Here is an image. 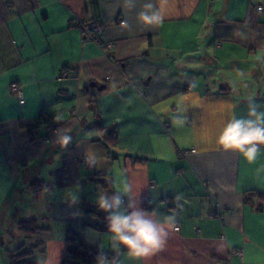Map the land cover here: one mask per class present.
Listing matches in <instances>:
<instances>
[{
  "label": "crops",
  "instance_id": "obj_1",
  "mask_svg": "<svg viewBox=\"0 0 264 264\" xmlns=\"http://www.w3.org/2000/svg\"><path fill=\"white\" fill-rule=\"evenodd\" d=\"M146 2L0 0V264L19 245L39 264H60L66 227L107 223L84 210L125 178L139 207L174 216L179 229L163 250L134 259L112 249L109 231L83 228L88 244L114 255L108 264H220L239 247L231 264H264V146L249 162L216 143L250 99L264 110V10L254 13L264 0H150L164 16L150 27L138 20ZM82 19L103 23L111 57L83 41ZM42 110L72 135L66 149L53 132L43 140L44 125L34 136L22 126ZM89 148L104 177L77 163ZM77 183L72 204L66 190ZM247 190L262 195L246 201ZM31 219L44 231L19 229Z\"/></svg>",
  "mask_w": 264,
  "mask_h": 264
},
{
  "label": "clouds",
  "instance_id": "obj_2",
  "mask_svg": "<svg viewBox=\"0 0 264 264\" xmlns=\"http://www.w3.org/2000/svg\"><path fill=\"white\" fill-rule=\"evenodd\" d=\"M129 8H135L136 0H124ZM138 20L144 26L159 25L164 16L156 4L146 2L143 10L138 13ZM59 114L54 120H60ZM55 142L66 149L73 137L68 130L57 128L53 131ZM216 143L225 151L238 153L245 160L254 162L259 154L260 147L264 146V110L260 105L250 99L246 117L233 116L221 129ZM102 158L97 156L92 149H86L84 163L90 168L100 165ZM80 184H75L66 190L69 203L78 202ZM127 198V203H125ZM96 204L100 210L106 213L107 228L110 235L111 247L119 252L121 249L127 256L140 259L154 255L164 249L167 244L170 230L175 228V217L168 215L163 220L136 203L133 184L126 178L122 179L116 190L109 195L100 191L96 198ZM98 264H108V258L101 251L97 257Z\"/></svg>",
  "mask_w": 264,
  "mask_h": 264
},
{
  "label": "trees",
  "instance_id": "obj_3",
  "mask_svg": "<svg viewBox=\"0 0 264 264\" xmlns=\"http://www.w3.org/2000/svg\"><path fill=\"white\" fill-rule=\"evenodd\" d=\"M52 114L46 110H42L39 115L30 123L22 125L30 135L34 136L36 130L42 126L47 125L52 121ZM45 135V133H43ZM42 184L40 179L32 182V187L38 188ZM262 193L255 190H247L244 193V199L247 201L251 197H261ZM144 209H150L148 202H143ZM85 213H95L107 222L106 215L98 206H89L85 208ZM108 223V222H107ZM107 223L91 222L89 220H83L80 227L68 225L64 231V242L66 244L64 254L61 258L60 264H98V254L103 251L108 260L115 258L113 254L99 249L96 246L88 244L84 239L83 228L92 227L97 230L108 231ZM18 227L25 234H35L43 232L44 229L38 226L33 219L28 221H20ZM41 242H36V245H40ZM1 247V241H0ZM33 247L25 248L24 245H19L13 249H7L5 251L6 264H39L38 261L33 258Z\"/></svg>",
  "mask_w": 264,
  "mask_h": 264
},
{
  "label": "built area",
  "instance_id": "obj_4",
  "mask_svg": "<svg viewBox=\"0 0 264 264\" xmlns=\"http://www.w3.org/2000/svg\"><path fill=\"white\" fill-rule=\"evenodd\" d=\"M262 10H264L263 4H257L256 6H254V13L255 14L259 11H262ZM77 25H78V28L80 30V34H81L83 41L95 43L96 45H98L101 48V50L104 53L108 54L111 57L110 53H111V50L113 49V43L102 40L104 26H103V23L101 21L94 20V19H82V20L78 21ZM107 79L109 80L108 77H107ZM10 91L15 95V97L17 98V100L20 103L24 102V93H23L21 86L18 83H12L10 86ZM72 111L74 112V110H72ZM55 129H56V126L52 121L45 126V131H44L45 135H43V140L45 142H47L49 140L48 134L52 133ZM195 151H196V149L192 148V147L186 148L183 150H179L178 156H186L188 154L194 153ZM77 163L88 168L89 171L93 174H98V175H105L106 174V172L104 170H100V169H98V167H96V168L88 167L84 163V156L80 157ZM210 216H212V214H210ZM178 229H179V225H175L174 230H178ZM243 251L244 250L242 247L234 249L229 254L228 258L226 260L221 261L220 264H231V262H230L231 257L242 256Z\"/></svg>",
  "mask_w": 264,
  "mask_h": 264
},
{
  "label": "rangeland",
  "instance_id": "obj_5",
  "mask_svg": "<svg viewBox=\"0 0 264 264\" xmlns=\"http://www.w3.org/2000/svg\"><path fill=\"white\" fill-rule=\"evenodd\" d=\"M13 83H15V82H13ZM12 84V83H11ZM11 84H10V86H11ZM44 127H45V125H44ZM98 169H100L99 167H98ZM89 170V169H88ZM100 170H102V169H100ZM93 176H95V177H97V178H101V177H104L105 175H98V174H93V173H91ZM227 212H229V210H227Z\"/></svg>",
  "mask_w": 264,
  "mask_h": 264
},
{
  "label": "water",
  "instance_id": "obj_6",
  "mask_svg": "<svg viewBox=\"0 0 264 264\" xmlns=\"http://www.w3.org/2000/svg\"><path fill=\"white\" fill-rule=\"evenodd\" d=\"M91 86H96L97 84H95L94 82L90 84ZM99 90L104 89V85H97Z\"/></svg>",
  "mask_w": 264,
  "mask_h": 264
}]
</instances>
